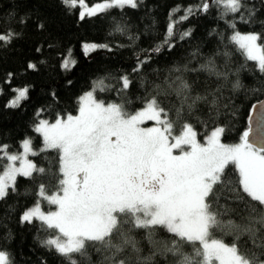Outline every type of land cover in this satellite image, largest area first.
<instances>
[{"label": "snow or ice", "instance_id": "1", "mask_svg": "<svg viewBox=\"0 0 264 264\" xmlns=\"http://www.w3.org/2000/svg\"><path fill=\"white\" fill-rule=\"evenodd\" d=\"M210 2L219 9L220 19L232 17L225 19L232 29L226 44L222 33H212L224 47L217 55H222L227 64L231 55L227 49L233 45L246 60L256 62L264 75V43H258L264 32L241 33L236 28V14L244 24L257 22L256 11L245 0H200L197 6L185 9L179 22L197 13L206 14ZM60 3L66 14H77L80 21L111 8L138 7V0H103L91 7L86 0ZM77 8L80 11L75 13ZM17 22L26 25L28 21L21 17ZM176 22L169 23L159 46L144 50L147 55L143 59L137 56L134 72H139L165 45L169 50L175 46ZM258 22L264 29V20ZM38 27L43 29L44 25ZM116 30L123 31L119 26ZM20 35L10 29L0 33V42L7 46ZM190 36L188 30L179 33L178 38ZM100 48L111 51L108 45L95 43L83 44L81 51L87 57ZM72 52L68 49L61 63L68 71L76 64ZM28 68L36 70L37 66L29 63ZM189 71H204L218 79L228 76L217 68L213 58H208L199 68L172 69L159 84H152L155 94L149 93L144 106L134 112L128 111L123 101L106 104L96 99V91L107 90L103 80L94 81L92 89L78 98L77 115L56 113L50 122L40 118L44 112L40 109L32 128L42 139L38 149L32 147L31 137L21 142L18 153H9L8 145H0V201L5 200L9 190L16 193L17 177L35 182L45 175V168L28 157L52 150L57 171L49 169V173L57 182L56 191L49 194L40 183L35 203L22 212L19 223H36L48 233L40 241L41 246L54 251L67 264H77V255L88 257L89 249L102 254L100 264H155L157 256L166 264L169 257L170 264H264V100L250 107L247 130L240 142L222 143L225 129L216 127L201 143L190 121L204 124L194 113L199 103L208 102L207 95H193V87L184 75ZM10 77L5 83H11ZM121 81L119 92L131 83L127 75ZM234 86L238 87V82ZM11 91L16 95L5 106L18 108L28 98L29 89ZM148 121L154 123L142 126ZM232 170L237 173L235 182L229 179ZM225 191L234 195L225 196ZM222 200L242 207L230 208ZM43 202L49 205L47 211L41 207ZM233 212L238 214L234 216ZM229 236L232 241L226 243L224 238ZM141 241L149 246L147 257L140 255ZM185 246L191 252H186ZM0 264H13L6 250H0Z\"/></svg>", "mask_w": 264, "mask_h": 264}, {"label": "trees", "instance_id": "2", "mask_svg": "<svg viewBox=\"0 0 264 264\" xmlns=\"http://www.w3.org/2000/svg\"><path fill=\"white\" fill-rule=\"evenodd\" d=\"M100 2L103 0H86L87 5ZM199 3L200 0H138L135 9L111 8L80 21L77 14H66L60 0H0V33L11 29L21 34L7 46L0 42V88L3 89V94H0V145H8L10 153L20 152L21 142L31 137L32 147L38 149L42 139L32 132L36 113L44 109L40 118L49 121L56 113L77 114L78 98L92 89L94 81L103 80L107 86L105 91H96L98 100H104L106 104L123 101L126 109L134 112L144 106L143 101L149 98V93L155 94L152 84H159L172 69L184 66L199 68L208 58H213L217 68L228 76L227 79H218L204 71L184 74L193 87V95H207L208 101L199 103L194 113L204 124L196 123L194 119L190 122L201 140L216 127H223V143L240 142L242 133L247 130L250 107L264 99V75L259 72L256 62L246 60L233 45L227 49L231 54L227 64L222 55H217L218 51H224V47L219 37L212 33H222L225 38L223 43L226 44L232 29L227 27L225 19L231 20L232 17L220 19L219 9L211 2L206 14L197 13L179 22V17L184 15L188 6ZM245 4L256 11L254 19L257 22L244 24L236 14L237 30L241 33L264 32L258 22L264 20V3L261 0H245ZM79 11L77 8L75 13ZM244 15L247 16L246 11ZM21 17L27 19L26 25L17 22ZM172 21H177L173 30L175 46L169 50L165 45L139 72H134L137 56L143 59L147 55L144 50L159 46ZM41 23L43 29L38 27ZM117 26L123 31H117ZM188 30L191 36L180 40L179 33ZM259 42L264 43V35ZM84 43L106 44L111 51L100 48L86 57L81 51ZM38 48L40 51H37ZM68 49L73 50L72 56L76 60L70 71L61 66ZM29 63L36 64V70L28 68ZM9 74L11 83H5ZM125 75L131 83L119 92L121 77ZM237 82L239 86L235 87ZM24 87L29 89L28 98L21 102L20 107H6L16 95L11 89ZM128 100H131L130 104ZM175 131H178V126ZM32 159L38 167L45 168L46 174L37 177L35 182L17 177L16 193L9 190L5 200L0 201V250L10 254L13 264H67L54 251L41 246L40 241L46 239L48 233L40 230L36 223L31 226L19 223L22 212L35 203L40 183L45 185L49 194L56 191L57 182L49 173V169L52 173L57 171L56 153L49 150L32 156ZM229 169H232L231 165ZM229 179L235 182V170L229 173ZM224 195L234 194L225 191ZM221 203H227L230 208L242 207L231 201L222 200ZM55 207L51 206L53 210ZM45 208L48 210L49 206L45 205ZM237 214L232 213L234 216ZM137 239L140 237L137 236ZM244 239L246 237L240 243ZM224 240L231 243L232 237H225ZM140 247L143 249L140 255L147 257V242L141 241ZM185 251L191 252V248L185 246ZM76 259L77 264H100L102 254L89 249L88 257L77 255ZM154 260L155 264H166L160 256ZM171 260L172 257H169L167 264Z\"/></svg>", "mask_w": 264, "mask_h": 264}, {"label": "rangeland", "instance_id": "3", "mask_svg": "<svg viewBox=\"0 0 264 264\" xmlns=\"http://www.w3.org/2000/svg\"><path fill=\"white\" fill-rule=\"evenodd\" d=\"M89 7H91V6H93V5H88ZM258 43H260L259 41H258ZM85 44V43H84ZM88 44H91V43H88ZM95 44H97V43H95ZM99 45V44H98ZM98 50V49H97ZM90 53H92V52H90ZM89 53V54H90ZM95 97H96V92H95ZM14 98V97H13ZM12 98V99H13ZM96 99H97V97H96ZM78 114V113H77ZM77 114H75V115H77ZM51 122V121H50ZM154 122H152V121H148V122H146L144 125H142V126H144V127H148V126H151L152 124H153ZM197 139L201 142V143H203L204 142V139H200L198 136H197ZM221 142H222V137H221ZM223 143V142H222ZM21 151V150H20ZM10 153V152H9ZM16 153H18V152H16ZM28 159L29 160H32L33 161V159H32V156L30 155L29 157H28ZM17 165L19 166V161L17 162ZM45 205L46 206H49L46 202H43L42 203V205H41V207H42V209L44 210V211H47L46 210V208H45ZM55 210V209H54ZM214 264H218V262H214Z\"/></svg>", "mask_w": 264, "mask_h": 264}, {"label": "water", "instance_id": "4", "mask_svg": "<svg viewBox=\"0 0 264 264\" xmlns=\"http://www.w3.org/2000/svg\"><path fill=\"white\" fill-rule=\"evenodd\" d=\"M263 100H264V99H263ZM251 135H252V134L250 133V137H251Z\"/></svg>", "mask_w": 264, "mask_h": 264}]
</instances>
